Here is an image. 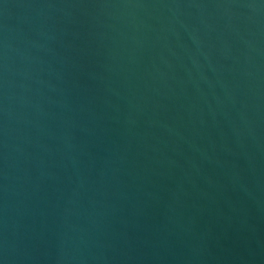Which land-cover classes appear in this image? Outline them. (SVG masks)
Instances as JSON below:
<instances>
[{
  "label": "water",
  "instance_id": "obj_1",
  "mask_svg": "<svg viewBox=\"0 0 264 264\" xmlns=\"http://www.w3.org/2000/svg\"><path fill=\"white\" fill-rule=\"evenodd\" d=\"M0 264H264V0H0Z\"/></svg>",
  "mask_w": 264,
  "mask_h": 264
}]
</instances>
